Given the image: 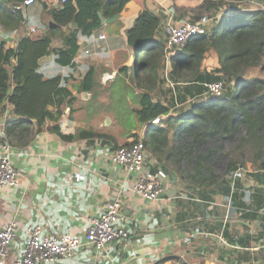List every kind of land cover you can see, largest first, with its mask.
<instances>
[{"label": "crops", "instance_id": "obj_1", "mask_svg": "<svg viewBox=\"0 0 264 264\" xmlns=\"http://www.w3.org/2000/svg\"><path fill=\"white\" fill-rule=\"evenodd\" d=\"M5 1L0 0V10ZM199 1L128 0L118 19L89 35L78 34L74 79L81 78L89 64L116 74L126 64L131 78L132 53L125 30L133 24L138 12L148 8L159 13L158 33L165 39V22L170 14L175 23L189 19L175 12L172 5L192 6ZM45 4L47 8L56 7L60 2L34 0L23 4V20L19 18L21 25L17 29L14 22L6 26L0 23V36L7 39L8 45L15 47L16 40L29 34L30 28L35 29L29 34L32 36L47 29L49 16ZM99 34L105 37L101 39ZM60 45V40L52 42V46ZM85 49H89V54L84 53ZM40 67L46 76L67 73V68L56 63L52 55L43 56ZM87 94L76 95L70 116L68 109L65 111L60 121L63 132L90 128L89 116L81 107L83 101L90 99ZM3 121L0 118V135L4 134ZM80 121L86 126H80ZM27 124L24 128L15 126L10 134L15 145H10L13 160L21 172L20 184L0 186V221H17L9 260L22 254L26 225L39 224L47 236L69 232L82 238L89 219L98 215L104 204L121 190L117 224L126 229L127 237L107 244L103 251L91 246L78 247L71 256L57 257L68 258L48 264H59L62 260L66 264H150L170 253L181 255L189 264H264V169L255 168L251 156L243 157V165L234 174L208 175L199 182L179 176V171L168 172L164 163L153 156L154 170L164 183V191L155 201L146 200L141 205V198L138 200L137 194L126 187L135 173H127L122 165L111 160L110 144L102 145L97 139L63 141L47 129L37 131L32 122ZM158 249L159 255L155 253Z\"/></svg>", "mask_w": 264, "mask_h": 264}, {"label": "trees", "instance_id": "obj_2", "mask_svg": "<svg viewBox=\"0 0 264 264\" xmlns=\"http://www.w3.org/2000/svg\"><path fill=\"white\" fill-rule=\"evenodd\" d=\"M58 1L59 6H44L49 16L45 31L34 36L22 34L15 47L0 36V118L4 119L0 145L15 146L10 138L11 131L17 125L24 128L32 122L37 131L47 129L63 141L97 139L102 145L110 144L111 156L120 146L115 137L81 127L73 133H65L60 121L67 109L69 116L73 113L76 95L88 92L97 96L103 85L102 74L107 70L89 64L82 77L74 79L78 34L89 35L100 30L103 24L98 11L103 16L120 13L128 0ZM248 1L251 0H201L192 6L174 3L175 12L189 16L190 21L203 14L213 19L204 33L192 35L169 50L158 33L159 13L141 9L133 24L125 30L126 43L132 53V79L136 84L149 83L142 85L137 94L138 107L132 108L137 122L145 126L144 134L132 135L134 140L142 139L158 161L164 162L165 156H173L177 151L178 156L182 153L179 144L171 148L173 143L167 142L168 136L179 139L185 133L196 141H203L220 130L224 135L236 134L234 146L226 151L223 174H234L247 154L252 157L255 168L264 169V78L247 75L248 68L264 57V8L242 7ZM22 2L5 1L0 10L3 26L14 22L17 29L21 25L14 7ZM65 27L69 29L66 31ZM55 40H60L61 45L52 46ZM47 55L66 67L67 73L44 75L40 59ZM165 68L168 78L175 83L173 88L166 86L170 94L168 103L154 97L150 84L160 80L166 85ZM117 72L128 77L129 66L124 64ZM216 80H222L220 94L207 91L206 83ZM186 101H190L186 109L176 110V105L181 106ZM155 117H159V123H152ZM241 128L244 129L242 135L239 134ZM187 151L190 154L191 148ZM190 160L186 175L195 182L213 173L205 154L197 153ZM154 169L153 166V172Z\"/></svg>", "mask_w": 264, "mask_h": 264}, {"label": "built area", "instance_id": "obj_3", "mask_svg": "<svg viewBox=\"0 0 264 264\" xmlns=\"http://www.w3.org/2000/svg\"><path fill=\"white\" fill-rule=\"evenodd\" d=\"M64 1V0H61ZM34 0H23L22 5L31 4ZM253 0L248 1L251 3ZM22 5H16L20 7ZM213 17L208 14L201 15L193 21L175 23L172 14L165 22V48L169 50L182 44L188 37L204 33ZM35 29L30 28L29 34ZM99 34V38H104ZM94 42L95 38L89 36ZM89 54V49L84 50ZM167 86L174 87L175 83L167 76V68L164 71ZM207 91L220 94L223 89L222 80L206 83ZM152 123H159V117L152 119ZM13 149L8 143L0 145V186L17 187L20 184L21 172L13 164ZM111 160L122 165L127 173L134 172L135 176L130 185L126 186L145 200L158 199L164 191V183L156 172L152 171L156 159L145 147L142 139L133 140L129 145H120L111 155ZM238 169V168H237ZM237 171V170H236ZM235 171V172H236ZM121 190L108 200L101 212L89 219L84 236L78 237L69 232L55 236H47L41 232L39 224H28L24 231L27 234L22 254L19 257L8 259L9 247L16 237L17 221L8 219L0 221V264H46L60 256H71L81 246H91L95 250H105V246L127 237L124 227L117 224L120 214Z\"/></svg>", "mask_w": 264, "mask_h": 264}, {"label": "rangeland", "instance_id": "obj_4", "mask_svg": "<svg viewBox=\"0 0 264 264\" xmlns=\"http://www.w3.org/2000/svg\"><path fill=\"white\" fill-rule=\"evenodd\" d=\"M242 7L264 8V0H254L250 4L243 3ZM129 60H131V57L128 59V62ZM247 72L248 76L254 75L264 78V57L261 61H259L257 65L250 66ZM114 75L106 78L105 81L101 80L103 85L102 88L98 89L97 96L94 97L90 93H88V96H86L88 97V99L90 97V99L88 101H83L81 107L83 108V110H85L86 117L90 114V116L87 118V123L89 124L90 128H94L95 130H99L101 132L112 135L113 137H115L117 143L119 145H122L125 141L134 140V136L132 134H139V136H142L144 134L145 126L137 122L132 108L138 107L137 94L141 90L142 85L149 83L142 81L141 84H136L132 77H127L122 73H115ZM150 84L153 87L154 97H158L162 102L168 103L170 94L167 90V85H165V83L160 80H156L155 83ZM189 102L190 101H186L181 106L176 105V110H179V108L182 107V109H186ZM173 110L174 109L172 108V111ZM80 124V126L82 127L86 126V124H83V122L81 121ZM239 132V134L242 135L244 129L241 128ZM169 141L173 143L171 148H173L174 145L179 144V146H181L182 153L178 156L177 154L179 153V151H177V153L173 154V156H165L163 165L167 168L168 172L180 171L183 177H187L186 171L189 170L192 163L190 159L195 154L200 153L207 156V163L213 171L211 175L219 176L224 172L228 155L226 151L228 148H232V146H234V143L236 141V134L228 136L224 135L223 132L219 130L216 134L206 138L203 141H196L192 137L186 136L184 133L181 137H179V139H176L175 137L170 138L168 136L167 142ZM166 143H164L163 145L167 146ZM189 148H191L190 154H188L187 151V149ZM177 156L179 157V159L177 158ZM246 157H248V154L246 155ZM206 169L209 171L208 168ZM208 171H206V173H208ZM176 174L178 175V173ZM179 176H181V174H179ZM139 197L140 196L137 194L136 198L138 200L140 199ZM141 200L142 205L146 200L143 198H141ZM106 247L108 248V245H106ZM146 247L151 248L149 247V245H147ZM160 252V249H158L155 253L159 255ZM62 258L68 257L56 258V261H49L46 262V264L52 263L54 261L56 263L58 259ZM60 263L66 264L64 260L60 261L59 264Z\"/></svg>", "mask_w": 264, "mask_h": 264}, {"label": "water", "instance_id": "obj_5", "mask_svg": "<svg viewBox=\"0 0 264 264\" xmlns=\"http://www.w3.org/2000/svg\"><path fill=\"white\" fill-rule=\"evenodd\" d=\"M14 10L18 14L19 18L23 20V14L22 10L20 7H14ZM120 16L119 13L112 14L110 16H103L100 11H98V17L101 22V24H107L115 21L118 19ZM115 74V72L108 73V72H103L102 74V81H105L106 78L111 77ZM169 261V264H189L181 255L175 254V253H170L163 255L162 257H159L155 259L153 262L150 264H163L164 262Z\"/></svg>", "mask_w": 264, "mask_h": 264}]
</instances>
